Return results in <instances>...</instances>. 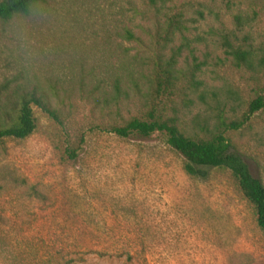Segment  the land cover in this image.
Masks as SVG:
<instances>
[{
	"label": "rangeland",
	"instance_id": "obj_1",
	"mask_svg": "<svg viewBox=\"0 0 264 264\" xmlns=\"http://www.w3.org/2000/svg\"><path fill=\"white\" fill-rule=\"evenodd\" d=\"M29 92L58 120L33 105L34 132L0 143V264H264L230 169L194 177L164 133L110 131L152 110L220 126L264 183V0L38 2L0 19V111Z\"/></svg>",
	"mask_w": 264,
	"mask_h": 264
},
{
	"label": "trees",
	"instance_id": "obj_2",
	"mask_svg": "<svg viewBox=\"0 0 264 264\" xmlns=\"http://www.w3.org/2000/svg\"><path fill=\"white\" fill-rule=\"evenodd\" d=\"M41 1L44 0H0V19L10 20L16 15L27 14L32 6ZM240 54L245 57L247 52L242 50ZM172 63L173 60L169 62V65ZM171 69L163 70L164 75L157 74L159 86L171 84L173 76ZM33 105L39 106L50 117L58 120V115L48 100L35 92L26 93L20 97L14 113L1 109L0 143L8 137L22 139L34 132L36 117ZM263 107L264 96H259L250 103L249 113L252 114ZM241 124L232 122L228 126L238 128ZM221 125L225 126V123L222 122ZM110 131L121 137L131 135L149 137L155 132L164 133L167 136L168 144L184 157L186 173L194 177L206 178L209 168L230 169L237 178L243 195L253 205L258 225L264 232V183L252 175L247 162L238 151L234 150L232 143L220 126L210 136L197 138L187 135L180 128L177 117L163 116L152 110L146 117H134L124 125L113 126ZM69 153L72 157L77 156L75 150H70ZM29 188L34 195L44 197L45 194L40 192L35 185Z\"/></svg>",
	"mask_w": 264,
	"mask_h": 264
}]
</instances>
